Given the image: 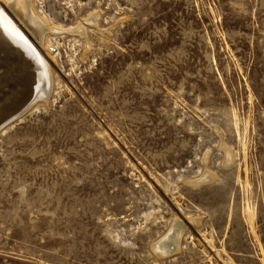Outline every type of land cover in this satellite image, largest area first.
<instances>
[{
    "label": "rangeland",
    "instance_id": "374dc122",
    "mask_svg": "<svg viewBox=\"0 0 264 264\" xmlns=\"http://www.w3.org/2000/svg\"><path fill=\"white\" fill-rule=\"evenodd\" d=\"M34 5L50 51L0 0L51 90L0 129V264H264V0Z\"/></svg>",
    "mask_w": 264,
    "mask_h": 264
},
{
    "label": "bare ground",
    "instance_id": "6f19581e",
    "mask_svg": "<svg viewBox=\"0 0 264 264\" xmlns=\"http://www.w3.org/2000/svg\"><path fill=\"white\" fill-rule=\"evenodd\" d=\"M3 1L8 4L33 36L40 40L45 49L49 50L47 49L50 45L49 37L60 30H57L46 18L37 13L34 0ZM27 6L32 12L30 17L27 14ZM4 12L7 16H10L6 11ZM7 16L0 11V129L8 123L4 124L5 118L23 108L28 102L30 104L33 103L30 108L32 109L39 102L47 103L51 98V90H47L41 85V80L45 74L38 71L40 68L38 65L39 58L36 54L38 53L41 57L40 53L33 41L24 37ZM10 17L13 18L12 16ZM22 33L24 32L22 31ZM173 229L174 233L171 234L168 246L166 245L162 248L153 247L157 256L176 254L182 249L181 239L183 231L178 226Z\"/></svg>",
    "mask_w": 264,
    "mask_h": 264
},
{
    "label": "water",
    "instance_id": "95a60500",
    "mask_svg": "<svg viewBox=\"0 0 264 264\" xmlns=\"http://www.w3.org/2000/svg\"><path fill=\"white\" fill-rule=\"evenodd\" d=\"M28 30H29V29H28ZM29 32L31 33L30 30H29ZM24 33H25V32H24ZM31 34H32V33H31ZM32 36H33V34H32ZM26 37H27L30 41H32L31 38L29 37V35L26 34ZM47 87H51V82H48V86H47ZM29 104H30V102H28V103H27L23 108H21L20 110H18V111H16V112L12 113L11 116H8L7 118H5V122H4V124L7 123V122H11L12 120L16 119V118L18 117V115H19L20 113H22V111H24L25 108H27V107L29 106Z\"/></svg>",
    "mask_w": 264,
    "mask_h": 264
}]
</instances>
